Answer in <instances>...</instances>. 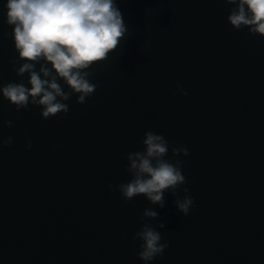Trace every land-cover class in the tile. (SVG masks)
<instances>
[{
  "label": "water",
  "instance_id": "1",
  "mask_svg": "<svg viewBox=\"0 0 264 264\" xmlns=\"http://www.w3.org/2000/svg\"><path fill=\"white\" fill-rule=\"evenodd\" d=\"M5 2L0 86L27 85ZM116 2L127 32L88 69L97 87L85 103L73 95L67 114L45 120L0 96V141L13 138L0 143V264H142L143 223H163L168 242L152 264H264V37L235 30L225 0ZM148 130L169 141L167 158L188 149L187 216L170 193L164 207L121 199L127 156ZM146 208L159 216L142 220Z\"/></svg>",
  "mask_w": 264,
  "mask_h": 264
},
{
  "label": "clouds",
  "instance_id": "2",
  "mask_svg": "<svg viewBox=\"0 0 264 264\" xmlns=\"http://www.w3.org/2000/svg\"><path fill=\"white\" fill-rule=\"evenodd\" d=\"M225 2L233 5L227 21L235 30L247 29L251 35L264 37V0ZM4 7L5 22L12 28L16 59L22 61L15 71L18 76L28 73V79L27 85L9 82L0 86V96L17 111L27 110L30 103L40 106L45 120L67 114L66 102L73 95H77L78 103H85L97 87L89 79L88 69L105 61L127 32L116 0H6ZM37 63L39 71L35 70ZM177 91L187 94L179 85ZM6 123L12 126L11 121ZM12 142L11 136L0 141L5 146ZM141 143L142 151L127 156L126 171L131 179L116 186L121 199L131 201L142 195L152 205L164 207V196L170 193L176 197L177 210L187 216L193 199L188 188L182 187L187 181L178 157L188 156V149L172 146V157L167 158L169 141L152 130L144 133ZM31 147L29 140L27 148ZM178 190H182L183 197L178 195ZM158 216L157 211L146 208L141 219L155 220ZM163 227V223L155 226L143 223L134 234L142 264H152L156 258L163 257L168 247L158 230Z\"/></svg>",
  "mask_w": 264,
  "mask_h": 264
}]
</instances>
